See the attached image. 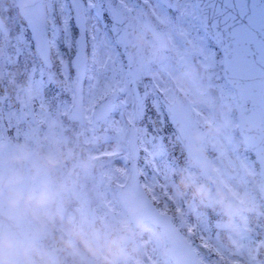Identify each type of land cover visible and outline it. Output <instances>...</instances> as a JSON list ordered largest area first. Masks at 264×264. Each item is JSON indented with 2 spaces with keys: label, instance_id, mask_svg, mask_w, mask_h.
Here are the masks:
<instances>
[{
  "label": "rangeland",
  "instance_id": "rangeland-1",
  "mask_svg": "<svg viewBox=\"0 0 264 264\" xmlns=\"http://www.w3.org/2000/svg\"><path fill=\"white\" fill-rule=\"evenodd\" d=\"M4 1L0 0V8L4 7ZM128 7L134 10L136 15L142 19V11L132 0H123ZM152 3L158 15L168 23V30L172 39L176 54L172 55L163 49L151 36L145 28L146 35L149 37L153 59L146 68V74L149 76L150 93L159 87L169 91L170 81L176 80L184 92L188 94L196 107L200 119L203 122H212L213 127L205 139V146L211 150L213 157V168L211 171L212 179L203 188V195L198 201H195L192 195L187 191L185 199L182 200V192L175 179H172V171L167 163L159 178L153 175L152 167L154 163H160L157 153L158 142H154L146 129L140 125V111H136L132 119L127 116L119 124H112L113 113L101 121L92 123L91 112L95 103L106 93L118 91L119 98L115 107H120V100L125 90L132 89L129 85L128 68L122 60L120 53L109 42L108 35L104 30L103 11L100 0H86L87 25L90 44V73L87 84L86 98V116L81 120V124L73 130L75 136H78L84 130L91 133V140L95 141L100 136V142L95 146L97 153L112 154L114 174V186L111 191L103 195L102 205L106 210L108 220H115L114 223H127L131 226L130 219L120 204L118 199L117 185L125 182L128 176V162L125 163L122 157L130 149L127 147L126 134L131 133L132 122L137 124L135 127L140 132V145L143 147L148 144L146 151L141 154V166L143 174V183L147 190L157 202V205L164 209L170 207L179 224H182L186 234L192 240L199 244L206 245L213 254L210 256L202 255L205 264H254V256L258 246L264 247V228L260 227L262 237L255 243L253 237L247 230L244 220H235L242 214L241 205H235L232 198L228 195V187L240 200L245 203H254L255 194L252 186L248 183L251 181L250 176L258 169L256 160L252 155H241L233 152L232 141L237 138L233 115V104L235 96L233 89L222 75L219 61L215 59L214 50L208 48V38L204 35V30L200 24V17L196 9L195 0H181L182 8L179 12H172L159 0H148ZM12 5V0L8 2ZM11 8V7H10ZM50 24L52 28V41L54 53L59 61L58 73L68 76L67 63L64 61L66 53L70 51V42L72 41L73 28L71 22V9L67 0H49ZM65 39L67 48H61V41ZM15 44L9 43L4 46L5 52L11 57L19 55L24 47H31V40L28 35L17 31L14 37ZM189 46H186V44ZM4 52L2 53V55ZM12 65L9 64V66ZM11 69L9 67L7 70ZM221 70V71H220ZM3 77V70L0 71V78ZM128 77H130L128 79ZM12 74L8 80H11ZM63 86L70 93V81L63 78ZM56 85V93L61 91L60 79L55 78L53 74L45 69L38 67L26 74L19 86L5 85L0 89L9 95L8 106L4 113L14 126L16 132H21L24 140L27 134L25 123L26 117L22 114V108L25 106L24 100H19L16 96L23 91L24 84H28L32 91L33 98L37 105V113L40 121L44 124L43 137L47 140V152L54 153L55 157L61 155L59 150L63 138H70V133H65V126L55 131V118L59 120L58 114L62 118L70 117V103L67 102V94L63 100H57V110H50L49 89L50 85ZM66 90V92H67ZM170 97L172 94L169 93ZM69 97V96H68ZM154 97V96H153ZM23 105V106H22ZM153 105L159 108L158 102L154 97ZM159 112V109H156ZM56 112V113H54ZM56 116V117H55ZM97 134V136H96ZM67 141V140H66ZM26 143L29 142L26 140ZM225 154L231 164L237 169V176L229 178L224 175L222 167L218 161V154ZM215 154V155H214ZM169 158V156H167ZM108 160V159H107ZM110 163V159L107 161ZM187 172L185 177H191L198 180L202 172L193 161L185 162ZM144 173H147L145 175ZM248 182V183H247ZM65 186L64 184H62ZM165 192L168 195H165ZM164 196H168L165 198ZM204 207L211 209L213 216H208L203 212ZM237 215V217L235 216ZM69 216L68 220L71 226L65 229V232H71L75 216ZM92 221H87L84 228L81 229L80 235L103 234L108 235L111 224L102 225L98 220H107L98 218L96 213L92 214ZM107 218V217H105ZM107 220V221H108ZM59 221V220H58ZM45 220H39V224H44ZM92 222V223H91ZM264 223V221H263ZM50 224V221H48ZM191 227V231L189 228ZM106 229V234L103 233ZM131 228V227H130ZM110 232V233H109ZM77 238V237H76ZM79 249H82L79 247ZM82 254V252L80 253ZM202 254V253H201ZM75 257V261L84 260L87 264H94L97 257L92 254H84ZM146 264L147 261H154L157 264H173L167 251L163 238L158 230L151 224H145L136 230V240L125 247V254L117 261L121 264ZM83 264H86V263Z\"/></svg>",
  "mask_w": 264,
  "mask_h": 264
},
{
  "label": "water",
  "instance_id": "water-1",
  "mask_svg": "<svg viewBox=\"0 0 264 264\" xmlns=\"http://www.w3.org/2000/svg\"><path fill=\"white\" fill-rule=\"evenodd\" d=\"M74 19L78 27L77 54L73 59L75 67L73 116L77 119L83 117L84 81L88 70L87 38L85 30V14L83 0H70ZM173 9H180L179 0H162ZM18 8L28 22L38 51L46 64L51 65L49 29L47 21V8L45 0H16ZM110 17L115 21L114 35L126 54L131 65L135 85L145 82L143 70L150 60L151 53L142 28L138 20L127 10L119 0H106ZM144 9V16L148 28L153 31L159 42L172 50V43L166 32V24L160 22L153 13L150 5L144 0H136ZM204 29L212 36L216 31L214 20L218 10H233L239 0H196ZM4 27V25H3ZM261 42L254 45L248 63L239 75L228 73L227 78L236 93V107L242 135L248 148L255 154L261 165L259 189L264 195V38L257 34ZM137 43L133 46L132 40ZM177 92L174 102L167 103L172 121L177 128L181 141L188 152L210 178L212 161L203 146V139L208 133L210 124H201L197 113L187 96L181 91ZM114 94L107 96L97 106L94 119L109 113L106 105H113ZM133 147H138L136 133L131 138ZM220 161L227 175L234 176L235 169L227 159L221 155ZM130 175L126 183L119 186V196L122 204L136 225L143 220H151L158 225L166 239L171 256L176 264H203L193 245L185 238L181 230L173 223L169 214L160 212L140 180L139 166L130 160ZM40 170V169H38ZM199 190L201 184H194ZM15 200V207L12 201ZM22 207V208H21ZM27 205L24 202V187L12 176L8 167V160L3 144L0 142V235L13 237L21 246H26L30 239H37L38 234L27 218ZM130 239L128 233L125 243ZM202 249H204L201 246ZM55 264H59L54 258ZM15 264H21L19 259ZM96 264H100L99 258Z\"/></svg>",
  "mask_w": 264,
  "mask_h": 264
},
{
  "label": "flooded vegetation",
  "instance_id": "flooded-vegetation-1",
  "mask_svg": "<svg viewBox=\"0 0 264 264\" xmlns=\"http://www.w3.org/2000/svg\"><path fill=\"white\" fill-rule=\"evenodd\" d=\"M132 1L135 4V1ZM100 2L103 11L104 30L108 35V38L110 40L109 42L115 49H117L116 42L113 39L111 33L110 19L106 12V3L104 2V0H101ZM16 23L17 19L13 18L14 26L16 25ZM11 38V36L7 37V39ZM134 42L136 43V41ZM32 51L35 55H37L33 47L31 52ZM65 58H68V55ZM10 60L12 62L18 60V69H20L21 65V63L19 62L29 63L28 71H34L36 69V64L38 66L40 62L39 57H36L35 59H33V61H21L17 56H15L11 57ZM58 66L59 63L55 61L51 68H44L49 73L53 74L55 78H57L56 72H58ZM9 67L10 66L7 64L6 69ZM126 67L128 68L129 75L131 77V79H129L130 77L128 79L129 81H132L130 66L127 62ZM146 77L149 78V76ZM46 83L50 85L48 96L50 99L53 98L54 104L57 103L58 99L62 101L63 96H66V94L67 102L71 104L72 98L70 100L68 97L70 96V93L67 89L64 88L62 82H60V86H62V88L58 94H54V92L56 93L55 84L51 85L50 81H46ZM147 85L148 91H150L149 83ZM27 87L28 84H24L23 91L16 95L19 97V100H24L25 102V106L22 108V114H25L26 108L28 109L27 92L29 93L30 97H32V102L36 111V102L33 98L32 91L30 92L29 90H27L29 88ZM158 90H162L164 93H169V91L167 92L162 88H155V91ZM70 91L73 93L72 75L70 80ZM157 99L161 103V100L158 97ZM6 101L7 99L5 98V101H3L4 104L3 102L0 103L1 105L3 104L2 106H0V110H3L5 108ZM160 118V114L158 116L152 115L148 117V124L152 125L153 127L160 126V121H163ZM38 123L40 129L39 135L35 129V124L30 121L29 118L25 123L27 132L25 136L26 140L34 144V146L31 147L24 143V141H21L24 139L22 133L14 131L15 129L13 128L11 130V126H9L8 122L5 121L4 114H0V137L6 139V151L10 159V166L14 170V175L18 177L22 183H24L25 194L27 195L31 192L45 191L49 197L47 204L42 209H32L33 221L39 231L40 239L38 243H31L30 245L35 246L36 249L43 250L45 252H48V250L52 249L58 253L65 264H74L71 261L72 256H79L87 253L89 254V252L80 243V240L76 238L78 231L80 233L81 229L84 228V224L86 221L87 223H89V221H92L91 219H93V213H96L98 218L101 217L107 220L109 218L106 215V210L104 208V205H102V201L103 194L106 193L109 189H112L114 186V180L112 179V176L115 173L113 170V159L111 156H106L101 152L97 153V151H95V143L90 142L88 139H85L86 144H82L77 140L70 139L69 143L65 145L66 149L63 150V153L60 156L55 157L54 153L47 152V140H45V138L41 136L44 131V124L40 121ZM72 124L78 127L81 122L75 121L72 122ZM9 139L12 140L13 143H11ZM22 145L26 147L28 154H32L34 151H38V153L46 157L49 165V175L44 171H36L25 162L20 152V148ZM83 146H85L87 151L85 153V158H83L80 154V150ZM60 149L61 147H59V150ZM107 159H110V163H107ZM62 162H64L65 164L67 163L66 166L68 165L69 169L68 171L66 170V174H62L59 168L60 163L62 164ZM62 184H64L65 186H63ZM72 213L75 215L71 220L74 221V227L71 232H65V229L71 225L69 224L70 222L68 220L64 219H69L68 214L72 216ZM39 220H45L44 224H39ZM107 220L98 221L101 222L102 225L111 224V228L109 230L112 231L111 233L119 229L121 225L120 223H114L115 220ZM48 221H50V224H48ZM103 233H107L105 228H103ZM129 235L130 233L128 234V236ZM134 235L135 241L136 229L134 230ZM65 242H67L69 246H66ZM79 247H81L82 249H79ZM81 252L82 254H80ZM120 261L121 260H119L118 262ZM138 263L139 259H137L136 261V264Z\"/></svg>",
  "mask_w": 264,
  "mask_h": 264
},
{
  "label": "snow or ice",
  "instance_id": "snow-or-ice-1",
  "mask_svg": "<svg viewBox=\"0 0 264 264\" xmlns=\"http://www.w3.org/2000/svg\"><path fill=\"white\" fill-rule=\"evenodd\" d=\"M219 19L214 20L216 31L208 41V48L214 50V56L219 61L221 70L239 75L248 63L254 45L260 43L257 34L264 38V0H239L233 10H218ZM54 94H57L54 92ZM154 97L145 93L142 82L137 83L133 89L125 90L120 100V107L106 105L107 110L113 113L112 124H119L127 116L132 119L136 111H140V121H147L152 115H159L153 105ZM166 120V118H165ZM146 128H151L145 123ZM171 127L166 123L159 130L152 129L155 133L154 141L158 137L157 153L160 163H154L153 175L159 178L167 163L168 148L165 143L166 132ZM148 144L143 147H133L124 154L122 160L127 163L134 161L139 164V153L146 151ZM147 175V173H144ZM191 231V227L189 228Z\"/></svg>",
  "mask_w": 264,
  "mask_h": 264
},
{
  "label": "clouds",
  "instance_id": "clouds-1",
  "mask_svg": "<svg viewBox=\"0 0 264 264\" xmlns=\"http://www.w3.org/2000/svg\"><path fill=\"white\" fill-rule=\"evenodd\" d=\"M48 198L45 191L31 192L25 196L24 202L30 203L33 210H39L47 204ZM12 203L15 205L16 201L13 200ZM129 231V225L124 223L108 235L77 234V239L90 254L99 257L100 264H116V261L125 254V238ZM65 243L69 246L67 242ZM17 259L21 264H51L47 252L32 245L21 246L13 237L0 235V264H15Z\"/></svg>",
  "mask_w": 264,
  "mask_h": 264
},
{
  "label": "trees",
  "instance_id": "trees-1",
  "mask_svg": "<svg viewBox=\"0 0 264 264\" xmlns=\"http://www.w3.org/2000/svg\"><path fill=\"white\" fill-rule=\"evenodd\" d=\"M232 144H233L234 151H236L237 153H240V152L246 153L247 152L245 150L243 140H242L241 136L239 135V133L237 134V138H234V141H232ZM255 188H256V184H255Z\"/></svg>",
  "mask_w": 264,
  "mask_h": 264
}]
</instances>
